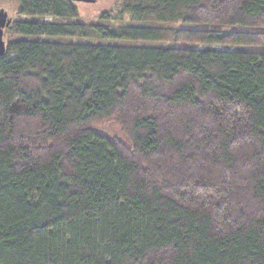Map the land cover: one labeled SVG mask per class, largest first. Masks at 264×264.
<instances>
[{"label": "trees", "instance_id": "16d2710c", "mask_svg": "<svg viewBox=\"0 0 264 264\" xmlns=\"http://www.w3.org/2000/svg\"><path fill=\"white\" fill-rule=\"evenodd\" d=\"M17 1L0 264H264V0Z\"/></svg>", "mask_w": 264, "mask_h": 264}, {"label": "rangeland", "instance_id": "374dc122", "mask_svg": "<svg viewBox=\"0 0 264 264\" xmlns=\"http://www.w3.org/2000/svg\"><path fill=\"white\" fill-rule=\"evenodd\" d=\"M120 0H95L94 2H85L82 0H76L75 5L78 9V19L79 21L91 23V22H99L100 17L108 12L111 15H115L118 11V4ZM19 7V2L17 0H1L0 1V9L3 8L7 11L10 16L15 17L17 8ZM124 19L121 22L127 21V16L123 17ZM117 22V20L115 21ZM7 35H5V41H7ZM101 42V39H93ZM92 128L104 135L109 137H116L126 143V138L124 137L121 127L118 122L111 119L102 123L94 124Z\"/></svg>", "mask_w": 264, "mask_h": 264}, {"label": "water", "instance_id": "95a60500", "mask_svg": "<svg viewBox=\"0 0 264 264\" xmlns=\"http://www.w3.org/2000/svg\"><path fill=\"white\" fill-rule=\"evenodd\" d=\"M85 2H94L95 0H82ZM7 12L1 8L0 9V56H2L6 50V41L4 39V29L7 27L11 19L7 16Z\"/></svg>", "mask_w": 264, "mask_h": 264}]
</instances>
